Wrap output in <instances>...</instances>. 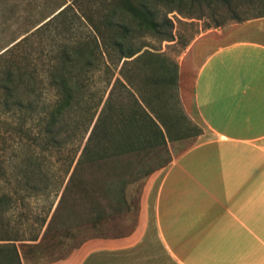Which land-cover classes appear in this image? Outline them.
Returning a JSON list of instances; mask_svg holds the SVG:
<instances>
[{
    "label": "rangeland",
    "instance_id": "rangeland-1",
    "mask_svg": "<svg viewBox=\"0 0 264 264\" xmlns=\"http://www.w3.org/2000/svg\"><path fill=\"white\" fill-rule=\"evenodd\" d=\"M215 1L209 6L190 7L151 0L156 19L166 23L172 40L146 36L140 42L165 62L175 64L177 76L175 87L137 85L150 107L138 117L142 122L138 133L147 141L114 159L88 157L74 171L66 168L75 142L60 152L38 153L42 175L31 182L16 179V168L0 173V239L21 240L14 242L20 264L62 263L87 241L124 237L151 220L152 200L162 174L205 135L192 105L197 63L191 58V45L206 40L202 52H210L227 42L244 19L264 15V0ZM106 5L107 0H0V51L59 7L86 12L89 7ZM69 10L50 25L39 43L34 40L26 50L29 55L42 58L49 46L74 37L75 30L82 29ZM149 118L157 124L163 140L150 137L143 125ZM3 243L7 242L0 241ZM8 257L0 254V264H13Z\"/></svg>",
    "mask_w": 264,
    "mask_h": 264
},
{
    "label": "crops",
    "instance_id": "crops-1",
    "mask_svg": "<svg viewBox=\"0 0 264 264\" xmlns=\"http://www.w3.org/2000/svg\"><path fill=\"white\" fill-rule=\"evenodd\" d=\"M206 45L190 47L205 135L162 174L151 220L87 241L58 264H264V18Z\"/></svg>",
    "mask_w": 264,
    "mask_h": 264
},
{
    "label": "trees",
    "instance_id": "trees-1",
    "mask_svg": "<svg viewBox=\"0 0 264 264\" xmlns=\"http://www.w3.org/2000/svg\"><path fill=\"white\" fill-rule=\"evenodd\" d=\"M166 1L190 7L216 2ZM90 8L59 7L0 51V173L16 168V179L31 182L42 175L38 153L60 152L75 142L66 168L74 171L88 157L114 159L147 141L138 133V117L149 105L137 85L175 87L177 71L140 39L171 41L172 35L156 19L151 0H107L105 7ZM68 10L82 29L49 46L42 58L29 55L27 48ZM259 17L264 15L254 18ZM143 125L150 137L163 140L151 118ZM0 241L7 242L0 244V254L20 264L14 242L21 240Z\"/></svg>",
    "mask_w": 264,
    "mask_h": 264
}]
</instances>
